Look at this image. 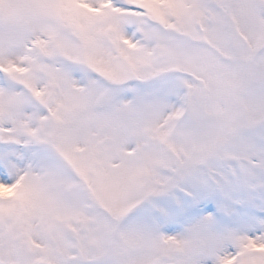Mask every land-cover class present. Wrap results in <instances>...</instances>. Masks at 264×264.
Here are the masks:
<instances>
[{
    "label": "snow or ice",
    "instance_id": "1",
    "mask_svg": "<svg viewBox=\"0 0 264 264\" xmlns=\"http://www.w3.org/2000/svg\"><path fill=\"white\" fill-rule=\"evenodd\" d=\"M0 264H264V0H0Z\"/></svg>",
    "mask_w": 264,
    "mask_h": 264
}]
</instances>
